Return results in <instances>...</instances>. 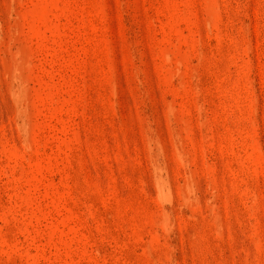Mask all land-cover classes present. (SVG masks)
<instances>
[{"label":"rangeland","instance_id":"rangeland-1","mask_svg":"<svg viewBox=\"0 0 264 264\" xmlns=\"http://www.w3.org/2000/svg\"><path fill=\"white\" fill-rule=\"evenodd\" d=\"M0 264H264V0H0Z\"/></svg>","mask_w":264,"mask_h":264}]
</instances>
